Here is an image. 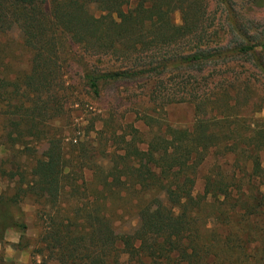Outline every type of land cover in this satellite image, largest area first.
<instances>
[{"label":"trees","instance_id":"trees-1","mask_svg":"<svg viewBox=\"0 0 264 264\" xmlns=\"http://www.w3.org/2000/svg\"><path fill=\"white\" fill-rule=\"evenodd\" d=\"M208 8L207 0H0V34L18 29L31 53L24 77H0V102L16 141L26 144L31 137L46 144L31 181L18 189L34 198L46 219L43 247L37 251L46 253L43 263L116 264L126 254L136 264H264V133L256 132L249 148L250 171L237 174L231 168L219 177L211 174L196 194L199 168L211 152L220 151L223 158L236 154L235 140L241 138L226 116L201 118L202 108L212 101L189 84L191 74H201L229 53L205 44L213 19ZM176 11L182 25L172 18ZM234 52L252 57L255 48L240 46ZM78 58L88 59L84 80L95 97L101 96L104 83L151 82L150 101L195 104L193 128L168 126L145 143L140 131L128 125L130 132L120 141L122 153H102L114 162L108 171L93 163L89 144L77 141L69 156L63 133L50 127L65 113V77ZM104 61L112 66H95ZM187 70L192 73L186 77ZM144 118L148 125L152 117ZM86 169H94L103 195L135 199L134 231H119L95 201L82 199L65 209L64 193L85 188ZM3 223L0 243L13 226L24 238L25 224Z\"/></svg>","mask_w":264,"mask_h":264},{"label":"rangeland","instance_id":"rangeland-1","mask_svg":"<svg viewBox=\"0 0 264 264\" xmlns=\"http://www.w3.org/2000/svg\"><path fill=\"white\" fill-rule=\"evenodd\" d=\"M207 3L213 19L205 44L212 51L225 49L229 53L226 60H216L201 74H191L189 84L197 86L200 95L212 101L202 108L201 118L222 119L226 116L230 119L228 121L231 124L228 125L232 131H239L241 138L235 140L238 144L235 148L237 158L235 153L223 158L220 151L211 152L204 165L199 168L196 194L202 193L205 179L211 174L219 177L223 171L227 172L231 168L237 174L239 171H250L249 148H253L252 141L256 132L264 133V0H207ZM172 18L177 25H182L179 11L174 12ZM240 46H254L255 54L252 57L238 56L234 50ZM30 60L31 53L25 47L18 29L0 34L1 78L13 81L17 77H24L29 72ZM86 60L88 59L78 58L71 64L69 75L65 77L69 89L66 92V110L54 122L55 125L50 127L53 132L59 130L63 133L64 147L69 156L72 154V145L77 141L89 144L87 148L89 155L93 157V163H101L108 171L114 162L111 157H102V153L104 150L108 153H122L120 141L123 134L130 132L128 125H133L140 131L145 143L156 134L164 133L168 126L174 129L193 128L197 120L195 104L164 106L154 103L148 96L151 82L104 83L101 96L95 97L84 80L83 71L89 64ZM95 66L105 69L112 64L104 61ZM190 73L191 70H187L185 76ZM2 105L0 102V223H23L27 226V231L24 238L14 226L6 231L5 239L0 243V264H56L43 263V255L46 253L37 252L43 247L41 234L45 217L39 215V207L33 197L18 193L19 187L25 188L26 183L31 181L32 168L36 159L42 158L46 144L31 137L25 139L26 144L16 141V132L8 121V110L5 103ZM146 115L153 118L148 120L151 127L144 122ZM139 116H142L141 119ZM220 129L215 127L216 131ZM227 137L230 138L229 134ZM230 141L234 142L233 136ZM142 148L146 146L142 145ZM242 154L244 156L241 157ZM260 157L264 167V151L260 153ZM235 158L238 163H235ZM85 163L90 165L88 160ZM93 170L86 169L84 172L87 182L79 193L66 190L62 198L66 203L65 209H73L82 199H88L91 203L95 201L119 231H134L138 225L135 199H131L132 196L126 197V194H121L120 198H115L109 192L103 195L101 183ZM15 196L19 197L20 202L10 203L9 200ZM116 264L136 262H132L128 255L121 254Z\"/></svg>","mask_w":264,"mask_h":264}]
</instances>
